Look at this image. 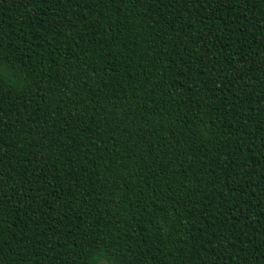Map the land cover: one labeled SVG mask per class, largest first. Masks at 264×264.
Returning a JSON list of instances; mask_svg holds the SVG:
<instances>
[{
  "label": "trees",
  "instance_id": "obj_1",
  "mask_svg": "<svg viewBox=\"0 0 264 264\" xmlns=\"http://www.w3.org/2000/svg\"><path fill=\"white\" fill-rule=\"evenodd\" d=\"M0 264H264V0H0Z\"/></svg>",
  "mask_w": 264,
  "mask_h": 264
},
{
  "label": "snow or ice",
  "instance_id": "obj_2",
  "mask_svg": "<svg viewBox=\"0 0 264 264\" xmlns=\"http://www.w3.org/2000/svg\"><path fill=\"white\" fill-rule=\"evenodd\" d=\"M6 71V68L4 65L0 64V72H4Z\"/></svg>",
  "mask_w": 264,
  "mask_h": 264
},
{
  "label": "rangeland",
  "instance_id": "obj_3",
  "mask_svg": "<svg viewBox=\"0 0 264 264\" xmlns=\"http://www.w3.org/2000/svg\"><path fill=\"white\" fill-rule=\"evenodd\" d=\"M98 264H107V263H105L104 261H100Z\"/></svg>",
  "mask_w": 264,
  "mask_h": 264
}]
</instances>
